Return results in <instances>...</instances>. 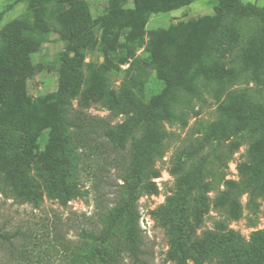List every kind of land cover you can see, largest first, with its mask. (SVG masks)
Masks as SVG:
<instances>
[{
	"label": "rangeland",
	"instance_id": "rangeland-1",
	"mask_svg": "<svg viewBox=\"0 0 264 264\" xmlns=\"http://www.w3.org/2000/svg\"><path fill=\"white\" fill-rule=\"evenodd\" d=\"M249 5L264 0H0V96L33 69L0 125V226L24 230L30 258L0 242V264H96L137 235L146 264H264V13Z\"/></svg>",
	"mask_w": 264,
	"mask_h": 264
},
{
	"label": "trees",
	"instance_id": "trees-1",
	"mask_svg": "<svg viewBox=\"0 0 264 264\" xmlns=\"http://www.w3.org/2000/svg\"><path fill=\"white\" fill-rule=\"evenodd\" d=\"M193 0H135L136 4L138 5L143 12H148V11H153V10H167V9H174L177 8L181 5H185L190 3ZM229 0H220V3L222 2H228ZM250 7H255L254 5H249ZM258 10L262 11L264 13V8H257ZM201 26L199 23L196 25V34L194 37V46L198 45V41L201 37ZM178 72V69H175V71L172 73V75H169L166 77V85L164 86L163 90L155 94L151 97L150 99V104L149 108L154 109L156 108L162 101L165 102V97L170 91V86H171V80L176 76ZM33 73V69H31L28 73L24 74H17L12 79L10 80V88L7 91L2 92L0 96V125H2V120L6 117V115L12 110V102L14 99V91L18 90L21 91L24 89L25 86V79L29 77ZM236 76L232 77V80H235ZM169 113L176 118L174 113L172 111H169ZM150 116L152 117V124L157 125L158 121L156 120L155 113L150 110ZM159 139L162 137H166V133L160 132L159 134ZM2 135L0 134V146L2 143ZM151 150L152 148H149L144 157L140 161V165L138 166V170H142L143 165L146 161H149L151 159ZM244 190L247 194V201H246V207L250 209L251 211V216L249 217L250 220V225L254 226L256 224V220L259 218V213L261 211L259 207V203L257 202V197L260 195V191L258 188H260L256 183H258L257 179L254 180H248L244 181ZM134 187L131 188V194H133ZM24 230L21 229H16L15 231L11 232L8 230H5L3 226H0V242L2 244H5L8 246L9 252L11 255H14L12 257L18 258L19 260H27L30 258V256L27 255V250L23 248V246H18L15 242L14 239H16L18 236H26V235H19ZM25 234V233H21ZM59 239L62 242L65 243H71L74 240H70L66 238L65 236H54L53 241H58ZM144 242H142V238L137 235L135 239L133 240L131 246L126 250V254L123 253V255H119V253L115 254L110 251H108L105 248H99L95 249V255L97 262L96 264H123L125 262V256L127 257L128 261H130V264H146L144 261V254L145 251L141 247ZM33 255H35L33 253ZM33 262V261H32ZM4 264V263H1ZM36 264V263H35Z\"/></svg>",
	"mask_w": 264,
	"mask_h": 264
}]
</instances>
